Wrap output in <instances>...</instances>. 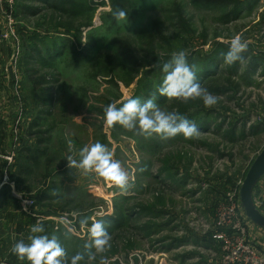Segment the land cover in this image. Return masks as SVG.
Instances as JSON below:
<instances>
[{
  "label": "rangeland",
  "instance_id": "rangeland-1",
  "mask_svg": "<svg viewBox=\"0 0 264 264\" xmlns=\"http://www.w3.org/2000/svg\"><path fill=\"white\" fill-rule=\"evenodd\" d=\"M54 1L68 12L47 9L43 0L17 3L37 11L23 19L35 34L53 32L39 40V45L36 40L21 39L24 55L26 47L31 51L35 45L45 53L58 37L70 38L73 47L68 46L65 57L53 69H39L24 89L20 87L26 111L18 128L28 145L23 144L18 156L24 153L20 163L29 175H12L11 186L1 188L0 244L10 248L2 228L12 229L11 220L16 216L10 211H22L14 195L39 197L42 183L49 181L52 188L45 204L62 212L56 218L70 215L72 221V213H77L74 226L78 230L82 227L77 232L72 224L61 221L50 222V229L46 228L49 236L52 232L61 235L60 243L69 256L83 252L84 244L90 242L92 219L123 217L120 227L110 232L111 247L93 261L86 257L81 264H99L100 255L106 256L109 264H177L168 254L160 253L163 248L158 243L165 237L178 242L180 237L193 239L192 235L206 241L212 238L220 250L219 239L212 233L216 211L231 203L241 210V183L264 149V0H256L251 8L245 6L252 0ZM116 8L128 13L127 20L113 18L111 10ZM237 9L242 13L234 18ZM3 18L0 6V32L7 28ZM17 22L21 28L22 22ZM236 36L248 43L245 62L229 66L221 54L228 51ZM82 49L85 54L81 57ZM179 50L197 66V75L211 61L221 65L210 80L202 81L218 98L211 108L199 99L182 103L166 97L160 100L156 95L163 110L191 118L196 125L203 122L206 126L201 135L162 141L155 135L146 138L125 131L119 125L107 128L105 106L113 102L119 106L127 97L141 93L147 83V91L157 92L164 73L152 65L159 62L162 66ZM45 81L38 88L34 86ZM10 93L0 87V103L9 101ZM20 106L16 104L1 136L9 149ZM69 141L75 153L86 144H106L129 172L131 187L121 191L102 179L68 168L66 158L73 154ZM75 158L79 159L78 155ZM54 175L58 177L53 183ZM99 214L104 216L98 218ZM84 217L88 225L81 226ZM178 242L173 246H179ZM218 250L208 252L219 259ZM2 253L0 258H4ZM176 255L174 258L181 256Z\"/></svg>",
  "mask_w": 264,
  "mask_h": 264
},
{
  "label": "clouds",
  "instance_id": "clouds-1",
  "mask_svg": "<svg viewBox=\"0 0 264 264\" xmlns=\"http://www.w3.org/2000/svg\"><path fill=\"white\" fill-rule=\"evenodd\" d=\"M111 15L117 22L127 20L128 13L120 8L111 10ZM248 43L241 37L231 39L228 51L222 53L223 63L233 65L245 62V53ZM152 67H160L164 73L162 82L157 89L160 96L168 100L188 103L193 100H202L207 108L218 103V98L203 87L197 77V66L190 64L187 53L179 50L172 53L170 59ZM104 124L107 128L119 125L125 131L144 137H159L162 141L174 139L182 135L185 139L198 138L201 135L199 127L186 116L175 111H166L158 104L155 93L146 99L127 97L125 101L110 103L104 108ZM69 151L73 152L72 142L69 141ZM78 155L79 159L75 158ZM67 166L78 169L84 176H94L112 186L127 191L131 187L129 172L123 167L120 160L114 158V153L106 144L99 141L86 144L78 153L68 155ZM51 195H56L55 190ZM81 226L88 225V218L80 220ZM30 234L27 240L20 239L10 248L11 254L18 260H27L29 264H81L93 261L97 254L105 253L110 247L111 235L108 232V222L101 218L93 220L88 233L90 242L84 244V251L69 256L62 247L56 234H45L43 222L37 220L29 226ZM99 264H109L106 256L100 255Z\"/></svg>",
  "mask_w": 264,
  "mask_h": 264
},
{
  "label": "crops",
  "instance_id": "crops-1",
  "mask_svg": "<svg viewBox=\"0 0 264 264\" xmlns=\"http://www.w3.org/2000/svg\"><path fill=\"white\" fill-rule=\"evenodd\" d=\"M22 10H29V8L26 7V5H22L19 7L16 6V13H15L16 19H19V21L22 22L21 24L22 32H20L19 34L21 39H22V35L27 36V38H30L36 34H39L40 36L52 35L51 34L53 33L52 31L47 32V33L39 32L35 34L34 31H32V28H29L25 24L24 20H25V17L27 16H25L22 13ZM11 55H12L11 46L6 42H1L0 43V87L1 88L4 87V89L5 88L9 89L8 86H11L10 83L14 79L13 69L11 68ZM23 56H24V49H23ZM23 56L20 62L19 71H20L21 80H22L21 86L24 89L25 83L31 80L28 79V76L25 73L26 70H24L25 68L23 64L24 62ZM4 100L5 101L3 103H0V107H1L0 108V153H5L9 150V144L7 143V141H3L1 136L5 134V127L10 124L11 121L9 120H10V117L13 115V112L16 106V103L13 101L11 97H9V101L7 99H4ZM24 156L25 155L23 153L17 158L18 161L16 164V169L13 172V175L19 174V176L18 175L16 176L17 178L18 177L22 178L23 174L29 175V171L27 170V168L24 169V167L20 163V160H23L25 158ZM57 177L58 175L53 180V183ZM18 180H23V179H18ZM42 185L43 186H42L41 196L36 197L38 204L35 209L31 210L30 212L28 211L26 212L22 210L21 213L17 208L16 209L18 211H14V210L10 211L11 214H14V217L16 216V218H12L11 220L12 229L6 225H3V228H2L4 230L3 231L4 238L7 237L10 240L9 241L10 248L16 241L20 239H24L25 241L27 240V236L30 234L29 226L37 222V219L34 216H39V217H44V218H56L58 215L62 213L58 211L57 209H55L54 207H48V205L45 204L47 201L46 198H48L47 194L50 195L52 187L50 186L49 181L47 182L44 181ZM13 198L15 199V197ZM0 201L2 200L0 199ZM258 203H260V206L258 205ZM252 204L255 207V209L260 213V215L264 217V174L259 178V180L256 182L253 188ZM3 208L5 209L4 206ZM4 211L5 210H3V212ZM7 211H5V213ZM240 215L242 216L245 222V225L247 227L248 240L254 245V247L260 253L264 254V227L256 223L252 219H250L245 213L243 208H241L240 210ZM3 220L4 219H2L1 221ZM6 222H7L6 224L9 223L8 221ZM52 224H54V222H52ZM167 225H164V226L167 227ZM49 227H51L50 222H48L46 226H44L45 234H47V231H48V229L46 228H49ZM48 232H50V230ZM170 232L172 233V229H170ZM52 234H54V232H52ZM56 235L58 237H61V235L58 233H56ZM192 236H194L193 239H189V237L187 238L186 236L180 237L181 239L179 242L174 239H169L170 237H165L162 243H158L160 244L158 245L159 248H163V250H161L160 253L164 255L168 254L169 256H171L172 259H175V262H177V264H221L219 256H218L219 259L217 257L211 256V254H214L212 252H215L216 250H218L219 244L217 240H213L211 238V240L206 241V240L200 239L201 237L198 235H192ZM149 238H151V236ZM175 242H178L179 246L174 247L173 244ZM4 245H5L4 242L0 244V253L3 252L2 255L4 257V258H0V263H2L1 261H3L4 259L5 261L3 262L5 264H29L27 260L23 262L18 260L15 255L11 254L10 248L7 246L4 247ZM200 250L207 251V253L204 254V252ZM208 251H211V254ZM176 254H181V256L179 258H174L175 256H177Z\"/></svg>",
  "mask_w": 264,
  "mask_h": 264
},
{
  "label": "built area",
  "instance_id": "built-area-1",
  "mask_svg": "<svg viewBox=\"0 0 264 264\" xmlns=\"http://www.w3.org/2000/svg\"><path fill=\"white\" fill-rule=\"evenodd\" d=\"M17 2L18 0H0V6H3L4 8V23L5 26H7L6 30L2 29L0 32V43L6 42L12 49L11 68L13 69L14 79L10 83L11 86L9 87V90L11 91L10 97L16 104H18V107L22 104V106H20V111L17 113L19 120L17 122V126H15L16 129H14L11 133V147L7 152L0 153V190L4 186H11L13 182L12 175L16 169L18 153L23 144L28 145V141L26 142V140H24L21 136V130L18 128L20 122L22 123L23 121L26 109L23 105V98L20 96L22 80L19 67L23 56V47L21 37L19 35V30L21 28L15 16ZM262 35H264V32ZM242 185L243 183H241V186ZM14 196L17 200H19L22 210L30 212L36 208V198H23L22 195ZM258 205L260 206V203H258ZM237 206L231 203V206H223L216 211L214 230L212 233L213 236L218 238L220 242L219 251L221 264H264V254L260 253L247 238V227L242 216L239 214L240 209L237 208ZM236 208L238 210H236ZM236 211L238 212L236 213ZM101 216L104 215L99 214L98 218ZM34 217L37 220L42 221L44 226H46L48 222L57 223L64 221L67 222V224H72L77 232L82 230V227L78 230L77 226H74L78 218L77 213H72V221H70V215H65V217L61 219L44 218L39 216ZM91 221H93V219ZM69 230L73 231L71 229ZM161 264H166V261Z\"/></svg>",
  "mask_w": 264,
  "mask_h": 264
},
{
  "label": "trees",
  "instance_id": "trees-1",
  "mask_svg": "<svg viewBox=\"0 0 264 264\" xmlns=\"http://www.w3.org/2000/svg\"><path fill=\"white\" fill-rule=\"evenodd\" d=\"M255 1L256 0H252L250 2H247L245 7L251 8L252 3L255 2ZM40 2L42 3V1H40ZM43 4H44L43 6L45 8L47 7V9H51V10H54V11H61V12H64V13L68 12L66 9H64L61 6L62 4L61 5L60 4H56L54 0H43ZM36 12L37 11H35L33 13L32 11H30V9L29 10H22V13L25 16H27V17H28V15L31 16V14H35ZM234 13H235L234 18H237L238 15L239 16L241 15L242 11L240 9H237ZM79 34H81V33H79ZM67 35H69V34H67ZM45 36H40L39 34H36V35H34V36L30 37V38H27V36L22 35V40H26V39L27 40L31 39V41L36 40L38 42V45H39V40H43L45 38ZM61 38H63V37H58L57 39L51 38V39H54L53 40L54 42L52 43L51 47L45 53H44V51H42L41 49L38 48V45H35V47H33V49L31 51H29V49H28L29 47H26L25 55L23 56V59H24L23 64L25 63V65H24L25 69L24 70H26L25 73L27 74L29 80H32L33 77H34V74H37L38 71H40L43 68L48 67L50 69H53L55 67V65L57 64V61H59V60H61V59H63L65 57L66 52H68V50H69L68 46H70V44H71L70 43V38L69 39L68 38L61 39ZM72 44H74V42H72ZM24 48H25V44H24ZM84 54H85L84 49H82L80 51L79 55L82 57V56H84ZM219 64H220L219 62L218 63L217 62L213 63L211 61V63L208 64L205 67V69L203 70V73L197 75L198 80L200 81L201 84H202V81L204 82V80H210L215 74H217L218 69L221 66ZM149 72H148V74H149ZM213 73H214V75L212 76ZM41 82L36 83L34 86H36V88H38L40 84H46V81L43 82V83H41ZM146 82H149V81H146ZM50 84H52V83H50ZM149 84L150 83H147L144 86L145 89L143 91H141V93L138 92V94L135 97H140V98L146 97L147 98V97H149V96H151L152 94L155 93V95L159 96L160 100H163L165 97L160 96L159 93L156 92L155 90L153 92L150 91V90H148L150 92L147 91V86ZM160 84L161 83H159L157 86L159 87ZM205 84H206V82H205ZM202 86H204V83H203ZM204 122H206V121H204ZM197 124H199L197 126L199 127L200 130H201V128L206 126V125H203V122L202 123L198 122ZM222 126L223 125H221L219 128H222ZM207 127H208V125H207ZM25 153H27L26 150H25ZM122 218H123L122 215H118L117 217L108 216L106 218L108 223H109V227H108V232L109 233L113 229H117V228L120 227Z\"/></svg>",
  "mask_w": 264,
  "mask_h": 264
},
{
  "label": "water",
  "instance_id": "water-1",
  "mask_svg": "<svg viewBox=\"0 0 264 264\" xmlns=\"http://www.w3.org/2000/svg\"><path fill=\"white\" fill-rule=\"evenodd\" d=\"M264 174V149L252 165L240 191L241 205L247 216L256 223L264 227V217L255 209L252 204V191L259 180Z\"/></svg>",
  "mask_w": 264,
  "mask_h": 264
}]
</instances>
